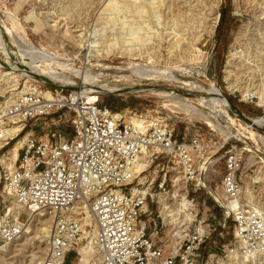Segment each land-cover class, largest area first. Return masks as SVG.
I'll return each mask as SVG.
<instances>
[{
  "label": "rangeland",
  "instance_id": "374dc122",
  "mask_svg": "<svg viewBox=\"0 0 264 264\" xmlns=\"http://www.w3.org/2000/svg\"><path fill=\"white\" fill-rule=\"evenodd\" d=\"M0 24L6 32L0 35V133L20 129L10 125L3 108L27 83H38L26 74L17 77L12 73L11 62L35 63L25 42L53 55L54 67H61L58 72L76 87L82 85L79 71L87 68L96 77L94 89H138L135 92L139 93L100 94V104L121 113L127 123L140 116L160 120L181 140L200 134L206 152L200 165L205 162L209 171L203 182L215 195L222 192L226 153L236 149L241 155L238 179L244 212L238 218H227L208 190L195 193L194 186L187 188L186 215L190 220L198 215L196 225L204 222L211 229L198 264H264V169L257 160L264 161V133L251 128L235 112L223 114L211 98L194 96L179 78L152 81L112 77L108 72L120 69L123 74L130 63L178 69L190 79L222 90L246 118L264 119V0H0ZM108 51L141 56L117 57L107 55ZM62 67L67 70L61 71ZM36 71L29 73L37 75ZM147 86L185 93L176 102L216 115L223 132L173 106L175 101L168 96L141 90ZM248 95L253 97L246 99ZM50 129L49 123L30 124L20 137L0 143V223L8 222L14 211L12 200L4 193V179L15 159L16 144L27 135L44 137ZM67 133L70 135V129ZM168 167L172 171V164L152 165L148 178L160 181ZM169 175L167 191L172 193L170 179L176 176L174 172ZM257 225L261 243L253 235ZM51 228L48 218L35 221L27 234L0 250V264H41L48 255ZM241 229L246 233L241 234Z\"/></svg>",
  "mask_w": 264,
  "mask_h": 264
},
{
  "label": "built area",
  "instance_id": "2783aa9c",
  "mask_svg": "<svg viewBox=\"0 0 264 264\" xmlns=\"http://www.w3.org/2000/svg\"><path fill=\"white\" fill-rule=\"evenodd\" d=\"M59 87L27 83L4 108L9 123L20 126L11 141L30 124L49 123L53 129L23 139L4 179L14 211L0 223V250L23 237L27 224L48 218V255L41 264H76L82 247L93 264H198L211 229L196 225L198 215L190 220L181 203L190 185L195 193L208 190L203 182L208 167L200 165L206 153L202 136L181 140L164 122L141 116L127 123L100 104L99 95ZM224 159L222 192L208 194L227 218H238L244 212L242 159L236 149ZM156 163L172 164L160 181L148 178ZM171 172L176 176L171 186L184 198L169 196ZM259 229L254 226L253 235L261 243Z\"/></svg>",
  "mask_w": 264,
  "mask_h": 264
},
{
  "label": "bare ground",
  "instance_id": "6f19581e",
  "mask_svg": "<svg viewBox=\"0 0 264 264\" xmlns=\"http://www.w3.org/2000/svg\"><path fill=\"white\" fill-rule=\"evenodd\" d=\"M114 22H116V21H114ZM3 32L6 33L4 27L2 26V24H0V35L3 34ZM0 39H1V36H0ZM24 45H26V47L29 49V52L31 54H33L34 59H35V63L34 64H31L29 62L21 63V62H18L17 60L16 61L18 63H16L15 61L13 63L11 62V64H12V73L17 74L18 75L17 77H22L24 74H26L25 76L29 80H35V77H40L41 79H46L51 84L63 85V86H66V87H76V84H74V82H72L70 79L65 77V75L63 73L58 72V69L61 68V67H57V66L54 67V65H55L54 61L55 60H54V56L53 55H51V54H49V53H47L45 51L37 50L32 45V43L25 42ZM1 47H3V45H2V42L0 40V48ZM136 47H137V45H136ZM3 51H2V53H3ZM112 53H115L116 54L115 56H117V57L124 56V57L134 58V57H137V56H141V55H137V54L129 55V54L125 53V52H117V53L116 52H111V51L106 52L107 55H111ZM11 61H13V60H11ZM38 64L44 66V68H39ZM87 64H88V62H87ZM89 65H91V64H89ZM97 67H99V66H97ZM67 68H69V70L71 72L74 71V69H72L71 67H67ZM30 70H34V71L37 70L36 73L39 76H37L35 74H32V73H29ZM65 70H67V69H65ZM65 70L62 67L61 71H65ZM123 71H124L123 74L121 73L122 70H120V69H115L113 71L109 70L108 72L112 75V77L113 76L114 77H136V78H139V79L147 78V79L152 80V81H160L162 79L174 80L176 78H179V81H181L182 85L188 87L189 90H191V91L196 93V95H194V96H201L204 100H206L207 98H211L210 102H212L214 105L219 106L220 109L223 111V114L231 115L233 112H235V114L237 116H239V113L236 110H234L231 107L230 103L225 99L224 93H223L222 90L216 88L214 85L206 86L204 84H201L200 82H198L195 79H190L184 73L178 71V69H172L171 67H170V69H165V68L164 69H158V68H150L148 66H141L139 64L130 63L128 65V67L125 70H123ZM102 72H105V70H103ZM79 73L82 75V85H79L81 91H86L88 93H93V94H97V95H100V94H115V93H118V92L123 91V90H127L130 93H139V92H135L138 89H133L132 90V89H128V88L118 89V88L113 87V88H106L104 90V89H98V87H96L97 89L96 88L94 89V86H93L92 83H94V80H95L96 77L91 76L87 68L85 70H83L82 72L79 71ZM35 81L38 82V83L44 84L43 81H37V80H35ZM225 82H226V84L228 86L227 90H229L230 89L229 80L226 78ZM232 88H233V86H232ZM141 90L149 91V92L152 91V92H154L156 94H163V95L168 96L170 99L175 101L174 103H172L173 106L182 109L190 117H193V118H195L198 121H202V122L207 123L211 128H213V129H215V130H217L219 132H223L222 128L218 124L219 121L217 122V120H216V115H213L210 112L208 114H205L202 111H200V108L198 109L195 105L192 106V105L176 102L177 98L181 97V96H185V93H182V92L177 91V90L164 91V90H162V89L160 90V89H158L156 87H148V86L147 87H142ZM251 97H253V95L245 96L246 99H250ZM2 113H4V108H3ZM250 120H251V122H252L254 127L264 129V119L260 118V119H250ZM132 122L134 123V120ZM10 125L19 126L17 123H14V124L11 123ZM19 132H20V129H16L15 127H13L12 129L6 130L5 132H3V134L1 132L0 133V143L1 142H7L8 140H12L15 137V135L17 133H19ZM22 143L23 142L20 141V142H18L16 144L17 148L14 150V151H16V156H15L14 161H11V163L9 164L8 170H11L13 165H15L17 152L19 151ZM249 153L251 154L252 157L255 156V154L252 151H249ZM257 160H258V163L262 166V169H264V161H263V159L257 158ZM208 193L218 197L217 195H215L211 191V189H208ZM168 194L171 197V199H175L177 197H184V194H182L179 189H175L172 193L169 192ZM180 195H182V196H180ZM181 205H182L183 208H186L187 204H186V202L185 203L182 202ZM176 207H177V209H175L174 211L180 213L182 209L179 208V206H177V204H176ZM14 214H15L14 217L18 216V213L14 212ZM32 225L33 224H31V225L27 224L23 228L25 230L24 231V235L27 234V232L30 231ZM90 260H92L91 255H90V251L88 249H86V248H83L80 251L79 259H78V262L76 264H88L90 262Z\"/></svg>",
  "mask_w": 264,
  "mask_h": 264
},
{
  "label": "water",
  "instance_id": "95a60500",
  "mask_svg": "<svg viewBox=\"0 0 264 264\" xmlns=\"http://www.w3.org/2000/svg\"><path fill=\"white\" fill-rule=\"evenodd\" d=\"M35 80H37V81H43L44 82V84H47V85H49V86H51V87H57V88H61V87H59V86H55V85H53V84H51L49 81H47L46 79H41L40 77H35ZM76 90V89H75ZM118 93H130L129 91H127V90H123V91H120V92H118ZM224 97H225V99L230 103V105H231V107L234 109V110H236L238 113H239V117L241 118V120H243L247 125H249V126H251L253 129H256V130H258V131H261V132H263L264 133V129H262V128H257V127H254L253 126V124H252V122H251V120L250 119H248V118H246L237 108H236V106L234 105V103L224 94Z\"/></svg>",
  "mask_w": 264,
  "mask_h": 264
},
{
  "label": "trees",
  "instance_id": "16d2710c",
  "mask_svg": "<svg viewBox=\"0 0 264 264\" xmlns=\"http://www.w3.org/2000/svg\"><path fill=\"white\" fill-rule=\"evenodd\" d=\"M107 107H109V106H107ZM109 108H111V107H109ZM112 110H114L113 108H111Z\"/></svg>",
  "mask_w": 264,
  "mask_h": 264
}]
</instances>
